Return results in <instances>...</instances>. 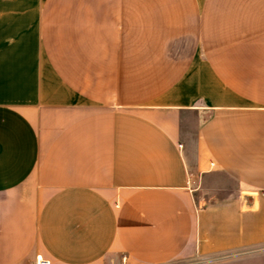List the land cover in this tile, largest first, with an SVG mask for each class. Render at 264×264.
Masks as SVG:
<instances>
[{"label": "crops", "instance_id": "crops-1", "mask_svg": "<svg viewBox=\"0 0 264 264\" xmlns=\"http://www.w3.org/2000/svg\"><path fill=\"white\" fill-rule=\"evenodd\" d=\"M30 4L0 0V264H264V0Z\"/></svg>", "mask_w": 264, "mask_h": 264}, {"label": "rangeland", "instance_id": "rangeland-1", "mask_svg": "<svg viewBox=\"0 0 264 264\" xmlns=\"http://www.w3.org/2000/svg\"><path fill=\"white\" fill-rule=\"evenodd\" d=\"M37 1V0H36ZM28 4H30V0H27ZM35 2V0H31V4H33ZM30 4V5H31ZM214 184L217 186H225L227 188H232L234 187V182L232 180H230L229 178H227L226 176H219L215 179Z\"/></svg>", "mask_w": 264, "mask_h": 264}, {"label": "built area", "instance_id": "built-area-1", "mask_svg": "<svg viewBox=\"0 0 264 264\" xmlns=\"http://www.w3.org/2000/svg\"><path fill=\"white\" fill-rule=\"evenodd\" d=\"M34 264H51V262L47 259H44L42 257H37L36 261L34 262Z\"/></svg>", "mask_w": 264, "mask_h": 264}]
</instances>
